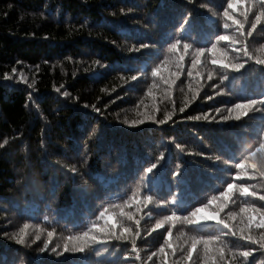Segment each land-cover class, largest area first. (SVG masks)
Here are the masks:
<instances>
[{"label": "trees", "instance_id": "trees-1", "mask_svg": "<svg viewBox=\"0 0 264 264\" xmlns=\"http://www.w3.org/2000/svg\"><path fill=\"white\" fill-rule=\"evenodd\" d=\"M232 2L229 9V0H0V264H205L202 243L184 259L193 238L211 239L209 256L222 248L225 264H264L259 243L242 257L247 242L227 229L221 235L217 222L238 231L241 207L264 212V152L257 151L264 65L255 63L264 57V7ZM225 10L244 22L245 36L252 32L251 59L237 55L239 42L216 39L238 35L234 25L223 27L232 24ZM213 44L244 67L213 64ZM198 48L205 52L193 69ZM164 78L175 82L169 87ZM253 99L236 120L229 110ZM229 183L236 187L216 219L184 220ZM240 186L256 195H241ZM221 202L200 215L212 216ZM105 210L116 235L131 229L127 239L101 231ZM173 212L180 219L156 227ZM85 232L97 239H69ZM66 244L83 251H65Z\"/></svg>", "mask_w": 264, "mask_h": 264}, {"label": "snow or ice", "instance_id": "snow-or-ice-1", "mask_svg": "<svg viewBox=\"0 0 264 264\" xmlns=\"http://www.w3.org/2000/svg\"><path fill=\"white\" fill-rule=\"evenodd\" d=\"M261 6L264 7V0H261ZM232 7H233V2H232V0H229L228 8L230 9ZM224 16L227 17L228 20H232V24L225 22L223 27L225 29H228V28H232L234 25L235 26L234 31L238 35H235L233 37H229L226 35H219L216 39L218 41H228L229 44L234 46V47L239 42V47L237 48V55L240 57H248V59H251V57L248 55V49L245 45V41L247 39V36L252 35V32L248 31L247 36H245L244 22L233 20L232 14L227 10L224 11ZM256 21H257V19H256ZM257 22H259V21H257ZM185 23H187V21ZM253 25H255V26H253ZM256 27H257L256 22L250 23V29H256ZM179 44H180V41L177 40L175 44L171 45V50L175 51ZM188 47H189V45H187V44L184 45L185 50H187ZM208 51H210L212 53V63L213 64H220L222 70H224V71H226L227 69H233V70L238 71L244 67V63H234L231 60H228L226 55H223L224 59L221 61L219 56L217 55V53L220 50L217 49L215 44H213L212 48L208 49ZM204 52H205L204 48L196 49L195 54H194L192 61H191V65H192L193 69H195L197 67V65H199L200 57ZM179 60L183 61L184 56L181 55L179 57ZM255 63L258 65H264V57L256 58ZM159 74H160V69H155L153 71L154 76L159 75ZM188 75L191 76L192 72L189 71ZM196 75H197V77H199L200 72L197 71ZM208 79L209 80L212 79L211 72H209ZM164 82L166 84H168L170 87L175 82V79L174 78H171V79L170 78H164ZM261 103H264V101H261ZM256 104H257L256 99L249 100V101H247V103H237L229 111L231 113H235V119L239 120L242 114H247L248 110ZM183 110H184L183 108L180 109V111H183ZM153 118H154V116L149 117V119H153ZM204 118L207 119V116H205ZM196 119H199V117H196ZM224 119L226 120V119H228V117H225ZM133 123H142V121H134ZM160 123H163V121H160ZM257 151L264 152V142H262L260 144V147H259V149H257ZM254 155H255V153H250L249 157L246 158L244 162L238 164L237 167L240 169H244V165L247 163V160L251 159V157ZM156 167H157V165L154 163L151 167H149L147 169V171L149 173H151L154 170V168H156ZM260 174L262 176H264V161L261 162ZM229 185H231L232 187H229ZM234 187H236V186L229 183L227 185V191L221 192L219 197L213 196L212 200L209 201L208 204L204 205L201 208H196L195 210H193L190 213L189 216L184 217V220H186L189 223H194V222L199 221L201 219H216L219 211L223 210V208L227 205V200L224 198L229 197L231 195ZM238 190H239L241 195H245V196L249 195V194L252 196L256 195L255 192L249 193V188L247 186H243V187L240 186ZM218 199L221 200L222 202L217 204V207L214 210L213 215L208 216V217H202L200 215V213L203 212L206 208L210 207V205ZM259 199L264 201V195L260 196ZM148 200H151V197H148ZM137 203H141V202H137ZM197 209H200V211H196ZM240 212L245 214L246 219L245 218L241 219L240 227H239L238 231L233 230L234 226H230V224L224 219H219L217 222L223 226V228H222L223 231H222L221 235H224L225 234L224 230L227 229L228 230V232L226 233L227 235L234 236L237 239H241V240H244L247 242L243 245V247L247 248L248 250L240 253V255L242 257L247 258L248 256H250L252 254V245L259 243L260 249L264 250V234H261L259 236V239H257L249 231L252 228L264 229V212H262L260 209L255 208L254 206H252V207H241ZM121 215L126 216L128 220L133 219V215L131 213H121ZM257 215L259 216V219L256 218ZM100 217L102 219H104V224H105V228L101 229V231L105 232V235L108 238H115V239H122V238L127 239L128 238V236L125 234L130 233L131 229L127 228V227H125L123 229V233L121 235L115 234V227L116 226L108 224V220L111 219V217L107 216V210L100 212ZM229 218L235 219L236 213L230 212ZM178 219H180V218L175 215V212H173V214L171 216H166L164 218V220L157 223L156 227L160 228L163 226L164 223L175 222ZM222 221H223V223H222ZM136 224L139 225V220L136 221ZM24 227L26 229L28 226L25 225ZM93 227H95V225ZM138 234L139 233L137 231V233H135V235H138ZM52 235H53L52 232L48 233L49 240L51 239ZM168 235H169V237L171 236L170 230H169ZM37 239H39L38 236H37ZM69 239L70 240H76V241H82V242H88L89 240L95 241L97 239V237L94 235L90 236L88 232H85L79 236L69 237ZM18 242L21 244L24 243V231L23 230H21V235L18 238ZM134 243H135V241L133 240V244ZM164 243H165V246L171 247L170 240H165ZM200 243H202L204 245L205 264H209L210 259H211V264H217V260L219 261V264H225L224 250L222 248L212 249L211 251H212L213 255L211 257L209 256V252H210L209 245H211L213 243V241L211 239L197 240V239L193 238L192 242H191V247L187 250V255H186V257H184V259L191 260L192 259V250L195 249L197 244H200ZM45 247H47V243L45 244ZM69 250L83 251V247L80 244H77L72 249H69L68 245L66 244L65 245V251H69ZM52 251H55V249H53ZM159 251L161 254H163L165 251V247H161L159 249ZM153 255H155V253H153Z\"/></svg>", "mask_w": 264, "mask_h": 264}, {"label": "clouds", "instance_id": "clouds-1", "mask_svg": "<svg viewBox=\"0 0 264 264\" xmlns=\"http://www.w3.org/2000/svg\"><path fill=\"white\" fill-rule=\"evenodd\" d=\"M256 19H257V21H259L260 20V16H257ZM253 26H255V25H253ZM219 58H220L221 61L224 59V56H223L222 53H220ZM229 187H232V186L229 185ZM196 211H200V209H197ZM222 223H223V221H222Z\"/></svg>", "mask_w": 264, "mask_h": 264}]
</instances>
